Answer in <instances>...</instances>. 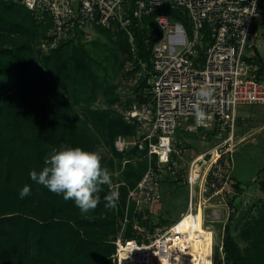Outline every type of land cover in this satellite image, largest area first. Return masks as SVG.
<instances>
[{
    "label": "built area",
    "instance_id": "obj_1",
    "mask_svg": "<svg viewBox=\"0 0 264 264\" xmlns=\"http://www.w3.org/2000/svg\"><path fill=\"white\" fill-rule=\"evenodd\" d=\"M13 1L23 3L38 22L49 24L36 43L45 53L97 25L127 26L130 22L129 0ZM164 5L183 9L189 16L191 32L185 23L173 21L167 13L156 15L164 35L151 51L152 70L146 92L149 99L124 111L126 121L137 123V134L116 138L120 150H146L149 161L143 176L128 191L124 233L115 240L113 256L115 264H225L223 238L216 257L215 231L208 222L220 221L224 208L207 204L215 194H230L235 188L230 169L219 160L221 155L205 177L193 179L196 160L191 165L188 207L173 223L150 230L145 223H132L129 214L134 208L146 221L148 211L160 199L162 169L173 163L175 133L182 122L187 121L191 128L225 126L232 124L238 105L264 104V72L252 42L258 25L264 22V0H134L131 10L142 18ZM205 85H210L214 93L211 102L201 105L206 119L197 123L195 93ZM210 208L215 218L208 217ZM128 227L131 234H125Z\"/></svg>",
    "mask_w": 264,
    "mask_h": 264
},
{
    "label": "trees",
    "instance_id": "obj_2",
    "mask_svg": "<svg viewBox=\"0 0 264 264\" xmlns=\"http://www.w3.org/2000/svg\"><path fill=\"white\" fill-rule=\"evenodd\" d=\"M129 4L127 26L96 27L108 31L111 39L117 33L127 59L136 66L145 64L147 77L141 88L146 90L151 51L164 35L156 15L178 18L189 32L191 22L183 9L170 5L139 18L131 10L134 0ZM48 26L38 22L23 3L0 0V264H70L93 250L103 239L96 235L98 228L113 223L115 209H106L102 201L93 212L82 215L74 201L32 181L30 172L42 170L53 148L79 146L97 151L91 124L111 143L120 134L132 136L137 131V123L98 109L88 111L86 119L80 117L75 105L89 101L105 84L90 50L72 43L76 36L49 53L37 49ZM143 99L146 102L149 97ZM26 184L31 192L21 199L19 193ZM235 187L240 188L238 183ZM223 242L225 264H238L228 231Z\"/></svg>",
    "mask_w": 264,
    "mask_h": 264
},
{
    "label": "rangeland",
    "instance_id": "obj_3",
    "mask_svg": "<svg viewBox=\"0 0 264 264\" xmlns=\"http://www.w3.org/2000/svg\"><path fill=\"white\" fill-rule=\"evenodd\" d=\"M172 20L177 21L178 18ZM262 25L264 26V22ZM113 38H110L108 31L95 27L72 40L73 44H84L90 50L95 58L94 68L105 84L89 101H81L75 105L82 119L88 118L87 113L92 109L124 118L126 108L134 103L145 102L143 98L147 96V89L141 88L147 77L145 64L136 66L133 59H127L117 33H114ZM252 42L264 62V29L261 33L257 32ZM147 82L149 84V78ZM91 126L97 151L102 156V166L107 168L114 184L103 186L100 202L112 191L118 192L119 198L114 208L113 223L98 228L100 231L96 235L103 239L93 250L86 252L81 258L73 259L70 264H115V240L124 233L122 221L128 191L140 180L149 158L145 152L135 147L120 150L116 145L117 137L111 143L93 124ZM180 126L175 133L176 151L172 154L173 163L171 167L162 169V195L154 203L157 207L152 205L146 221L131 208L129 216L132 223L146 224V228L154 230L156 225L168 226L176 221L188 207V175L191 165L203 153L204 158L195 161V164L204 168L206 160L212 157L215 149H219V160L230 169L232 179L240 188L235 187L230 194H215L207 201V204L210 203L209 207L224 208L225 212L220 221L208 220L215 231L216 257L220 255L218 244L222 238L224 240L228 231L232 236V247L238 264H264V104L238 105L232 124L225 126ZM230 136L233 145L228 149ZM207 191L211 193V189ZM131 230L128 227L125 234H131Z\"/></svg>",
    "mask_w": 264,
    "mask_h": 264
},
{
    "label": "clouds",
    "instance_id": "obj_4",
    "mask_svg": "<svg viewBox=\"0 0 264 264\" xmlns=\"http://www.w3.org/2000/svg\"><path fill=\"white\" fill-rule=\"evenodd\" d=\"M214 89L210 85L200 87L195 93L197 100L193 104L194 116L197 123L206 119V112L202 104L212 100ZM44 167L37 172L32 170V181L44 186L50 192L63 196V199L74 201L82 215L93 212L100 203V193L104 185H111L109 171L102 166V156L99 151L85 150L79 146H61L53 148L49 156L45 157ZM31 192L29 185H24L20 198ZM119 194L112 191L104 196L105 208H116Z\"/></svg>",
    "mask_w": 264,
    "mask_h": 264
},
{
    "label": "bare ground",
    "instance_id": "obj_5",
    "mask_svg": "<svg viewBox=\"0 0 264 264\" xmlns=\"http://www.w3.org/2000/svg\"><path fill=\"white\" fill-rule=\"evenodd\" d=\"M232 136H230V146L228 147V149L232 148V145H233V141H232ZM221 155V152L219 149H215L214 150V154L212 155L211 158H209L208 160H206V164H205V167L202 168L200 164H196L193 166V169H192V178L193 179H196L199 175L201 177H205V174L207 173V171L209 170L210 166L214 163L215 160H217V158ZM204 158L203 156V153L199 154L196 158V161L199 160V159H202ZM187 215V214H186ZM179 225H183L181 223V221H178L177 222ZM177 223H174V224H177ZM181 223V224H180Z\"/></svg>",
    "mask_w": 264,
    "mask_h": 264
},
{
    "label": "crops",
    "instance_id": "obj_6",
    "mask_svg": "<svg viewBox=\"0 0 264 264\" xmlns=\"http://www.w3.org/2000/svg\"><path fill=\"white\" fill-rule=\"evenodd\" d=\"M262 24H263V23H261V24L258 25V29H257V30H258L259 33L263 32V29H264L263 27H264V26H263ZM260 25H261V28L259 27ZM260 55H261V53H260ZM263 72H264V70H263ZM181 124H186V126L189 127L187 121L182 122ZM181 124H180V125H181ZM180 125L178 126V128L181 127ZM156 205H157V204H156ZM153 206H154V207H157V206H155L154 204H153ZM152 208H153V207H152ZM152 208H151V209H152ZM171 222H172V221H171ZM166 226H167V225H166Z\"/></svg>",
    "mask_w": 264,
    "mask_h": 264
},
{
    "label": "water",
    "instance_id": "obj_7",
    "mask_svg": "<svg viewBox=\"0 0 264 264\" xmlns=\"http://www.w3.org/2000/svg\"><path fill=\"white\" fill-rule=\"evenodd\" d=\"M75 4H76V1H75ZM259 27L261 28V25H260ZM211 211H212L211 208L207 210V215H208V217H209V218H215V215H214V214H211Z\"/></svg>",
    "mask_w": 264,
    "mask_h": 264
}]
</instances>
